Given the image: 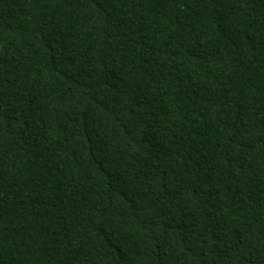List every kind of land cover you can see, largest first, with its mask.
<instances>
[{"label": "trees", "instance_id": "16d2710c", "mask_svg": "<svg viewBox=\"0 0 264 264\" xmlns=\"http://www.w3.org/2000/svg\"><path fill=\"white\" fill-rule=\"evenodd\" d=\"M0 264H264V0H0Z\"/></svg>", "mask_w": 264, "mask_h": 264}]
</instances>
